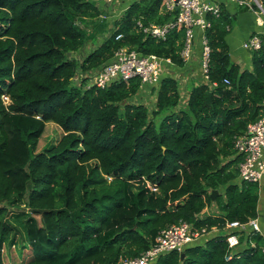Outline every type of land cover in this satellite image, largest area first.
<instances>
[{
  "label": "trees",
  "instance_id": "obj_1",
  "mask_svg": "<svg viewBox=\"0 0 264 264\" xmlns=\"http://www.w3.org/2000/svg\"><path fill=\"white\" fill-rule=\"evenodd\" d=\"M175 13L162 0H134L108 24L94 21L101 10L91 0H0V264H115L179 220L207 232L182 258L172 250L150 264H264V176L242 181L234 149L263 114L264 34L250 69L232 61L225 36L234 14L222 4L206 32L207 80H191L181 104L172 73L184 64L185 27L164 39L143 31ZM86 42L96 46L70 56ZM120 47L170 58L152 108L132 102L138 77L73 83ZM47 122L62 131L51 125L55 140L37 149ZM251 218L262 233L241 232L229 249L226 222ZM18 242L23 259L12 253Z\"/></svg>",
  "mask_w": 264,
  "mask_h": 264
},
{
  "label": "built area",
  "instance_id": "obj_2",
  "mask_svg": "<svg viewBox=\"0 0 264 264\" xmlns=\"http://www.w3.org/2000/svg\"><path fill=\"white\" fill-rule=\"evenodd\" d=\"M111 2L114 0H103ZM240 4L249 3L245 0H230ZM254 2L255 10L258 11L257 24L264 26V8L261 0H251ZM221 0H162V4L168 11H176L174 18L162 24H149L143 31L151 37L164 39L174 28L185 27V39L180 51V56L184 61L192 55L196 40L201 44L200 68L203 78L207 80L208 59L210 47L206 36L207 29L212 21L210 17H219L222 7ZM256 12V11H255ZM209 15V18H208ZM140 26L141 24L138 23ZM199 34V35H198ZM117 35L116 38H120ZM261 46L259 33L249 36L243 43V47L248 50H257ZM168 57H160L155 54L140 55L135 50L120 47L113 53L112 59L101 68L88 71L87 80L91 78L89 86L105 88L113 81L128 80L134 77L140 79L139 88L144 85L156 87L162 73L167 65L171 64ZM85 74V73H84ZM227 82V80H224ZM215 85V83H213ZM4 102L8 103L9 98L2 95ZM262 116L247 125L246 130L234 139V149L242 160L238 164L239 178L245 182L259 183L264 176V101ZM153 190L156 188L149 185ZM226 231V242L231 249L238 244L241 232L262 233L258 218H251L248 221L232 220L227 221L224 227ZM207 231L204 228L197 230L191 223L179 220L175 224L162 229L153 244L138 256L128 259H121L115 264H150L159 255L172 250L181 252L187 244L197 240ZM264 253V242L262 244Z\"/></svg>",
  "mask_w": 264,
  "mask_h": 264
},
{
  "label": "crops",
  "instance_id": "obj_3",
  "mask_svg": "<svg viewBox=\"0 0 264 264\" xmlns=\"http://www.w3.org/2000/svg\"><path fill=\"white\" fill-rule=\"evenodd\" d=\"M91 1H93L97 5L99 10L103 12H106V8H108L109 6V4L103 0H91ZM129 1H132V0H116L114 3H112L114 11H109L106 19H104V22L108 20L107 21L108 24H111L112 23L111 21L116 20L123 13V11L128 7V5L126 4H129ZM221 1H222L223 6L226 7V9L230 13L234 14V21L232 22V25L228 33L225 36V41L228 46L230 58L232 61L240 64L242 67L250 69L251 68L250 51L243 47V43L245 42L247 38H249L250 35L254 33L264 34V26H259L257 24V18L259 14L255 12L254 7H252L250 4L248 6L246 3L240 4L238 2H234L230 0H221ZM91 44L94 45L93 47L96 46V44L94 43H91ZM193 51L195 52L192 53L189 60H186L183 62L184 64L182 68H178V69L174 68L177 71H174L172 74L174 76H177L178 79H181V75H184L185 72H189L190 76L193 75V77L191 76L193 82L197 83L198 81H202V79L203 80L205 79L203 78L202 70L200 68V57L198 55L199 47L197 46V44H196V47H194ZM75 53L76 52L71 53L70 56L74 55ZM200 72H201V75L199 77ZM182 80L184 81L183 84H186L185 80L184 79ZM150 88L152 87L150 86ZM150 88L148 85H144L139 88L138 92H143L145 89H147L148 91L150 90ZM210 208H206L204 213L210 212ZM202 241H204V238L200 239V242Z\"/></svg>",
  "mask_w": 264,
  "mask_h": 264
},
{
  "label": "rangeland",
  "instance_id": "obj_4",
  "mask_svg": "<svg viewBox=\"0 0 264 264\" xmlns=\"http://www.w3.org/2000/svg\"><path fill=\"white\" fill-rule=\"evenodd\" d=\"M116 0H114V1H111V2H107L108 4H109V6H108V8H106V12H103V11H101L102 12V14L100 15V17H99V19H96V20H94L96 23L97 22H101V19L104 21V19H106V17H107V14L109 13V11H114V8H113V6H112V3H114ZM134 0H132V1H129V4H126V5H130L132 2H133ZM245 1H247L252 7H254V9L255 8H257L256 6H255V4H254V2H252L251 0H245ZM262 1V6H263V8H264V1L263 0H261ZM256 11V13H258V9L257 10H255ZM261 15L264 17V15L261 13ZM108 20H106L105 22H107ZM104 36L102 35L100 38H99V41H100V39H102ZM98 41V42H99ZM94 45L93 44H91L90 42H87L84 46H83V48L81 49V50H79V51H77L74 55H72V56H74V57H76L77 59H82L89 51H91L92 50V48H94L93 47ZM191 57V56H190ZM189 57V58H190ZM188 60V59H187ZM84 76H88L87 75V73H85V74H81V73H77L76 74V76L74 77V79H73V83L74 84H79V82H80V79L82 78V77H84ZM192 77H193V75H191ZM190 76V74H189V72H185V74L184 75H181V82L182 83H180V86H182L183 87V89L181 90V92H180V95H181V104H184V103H182V100H185V98L187 97V95H186V90H185V85L187 84H189L190 82H191V80H192V77ZM182 79H184L185 80V82H186V84H183L184 83V81L182 80ZM91 80V78H89V81L87 80V82H86V84H88L89 82H91L90 81ZM193 81V80H192ZM186 85V86H187ZM149 86V88H150V86L151 85H148ZM86 87H87V85H86ZM146 91V92H145ZM149 91V92H148ZM147 91V89H145L143 92H138V94L136 95V98H135V100H132V102H135V103H144V104H146V105H148V106H154V103H155V89L154 88H150V90H148ZM151 107V108H152ZM51 125H54V126H56L58 129H59V131L61 132L62 130H61V128L58 126V125H56L55 123H52V122H47L46 123V128H45V131H44V133L45 134H43L42 135V137L39 139V142H38V147H37V149H40L41 147H42V145H43V143L45 144H48V143H51V142H53L54 140H55V137H53V134L55 135V133H53L52 134V132H51V130H50V128H51ZM49 129V130H48ZM47 130H48V132H47ZM56 131V130H55ZM43 137H45V141H41V139L43 138ZM56 139H57V136H56ZM25 243L27 244V241H25ZM12 253H13V255L16 257V258H20V259H23V252H22V250H21V247H20V242H18L17 244H16V246L14 247V248H12ZM12 253L10 252V250H9V247H8V243H7V248H6V252H5V254H7V255H12Z\"/></svg>",
  "mask_w": 264,
  "mask_h": 264
},
{
  "label": "water",
  "instance_id": "obj_5",
  "mask_svg": "<svg viewBox=\"0 0 264 264\" xmlns=\"http://www.w3.org/2000/svg\"><path fill=\"white\" fill-rule=\"evenodd\" d=\"M209 99H210V94H208L207 101H209ZM217 193H218V191H217L216 189L212 190V191L210 192V198L213 200V199L215 198V196H216ZM183 256H184V252L182 251V252L180 253V258H182Z\"/></svg>",
  "mask_w": 264,
  "mask_h": 264
}]
</instances>
